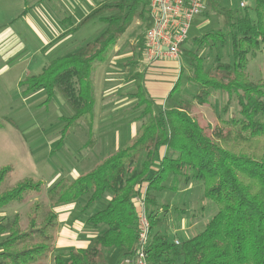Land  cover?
<instances>
[{"label":"trees","instance_id":"obj_1","mask_svg":"<svg viewBox=\"0 0 264 264\" xmlns=\"http://www.w3.org/2000/svg\"><path fill=\"white\" fill-rule=\"evenodd\" d=\"M205 3L206 10L222 15L224 28L195 36L190 44L197 50L213 48V64L206 68L205 59L195 48L182 46L187 68L179 69L165 97L169 102L182 94L184 76L192 87V99L163 104L154 112V101L142 84L143 75L135 74V95L139 96L140 89L144 95L135 106L140 109L135 119L141 120L135 137L76 178L58 179L46 190L47 208L34 202L25 223L18 212L6 222L0 219V234H5L0 240V264H36L49 257L52 264H107V253L113 249L121 251L118 261L122 263L137 245L138 216L133 199L141 186H145L149 221L148 264H264V77L253 81L246 68L249 58L264 52V0H254L252 14L245 4L239 3L244 10L236 12L218 0ZM95 19L105 24L97 36L54 57L39 74L18 82L23 95L43 90L47 103L58 92L70 108V115L60 116L56 147L80 120L84 119L91 132L96 65L107 59L135 19L144 23V30L137 34L132 47L135 51L144 48L145 31L151 25L147 0H105L67 31ZM226 45L231 48L232 61L222 59L220 50ZM218 93L226 97L224 114L232 102H236L237 110L215 123L201 124L192 113V105L209 104ZM94 142L89 138L84 145L92 147ZM13 171L11 165L1 167L0 183ZM169 175L172 180L167 185ZM181 182L185 188L193 182L201 183L200 208L206 201L215 206V211L199 232L177 239L175 232L169 236V214L178 206L170 209L157 194L165 188L174 191ZM42 189L41 180L18 182L0 193V211L10 202L22 200L25 193ZM81 197L86 201L79 211L87 215L86 226L97 233L84 248L58 249L53 243L57 227L53 208L79 203ZM104 197L105 206L91 211ZM41 209L45 212L39 222Z\"/></svg>","mask_w":264,"mask_h":264},{"label":"rangeland","instance_id":"obj_2","mask_svg":"<svg viewBox=\"0 0 264 264\" xmlns=\"http://www.w3.org/2000/svg\"><path fill=\"white\" fill-rule=\"evenodd\" d=\"M218 1L220 5L229 7L236 12L244 10L243 7L239 6V3L242 1L245 5H248L249 13H253L252 7L254 0ZM55 2L56 1L54 0H0V30L4 29L6 26H10V28L13 29L15 33H17L18 36L27 43L26 50L23 51V55H20V57L23 58L22 60H16L18 58L3 60L0 57V168L6 165L14 167V171L1 181L0 193L13 187L24 179L32 178L33 180H41L43 182V189L39 193L27 192L23 196L22 200L10 202L2 208L0 211V219L2 222L11 220L13 215L18 212L21 214L22 219L25 220V223L27 220V214L30 212L31 205L34 202H39L40 208H47L48 200L46 198V190L52 184L62 177L73 179L76 175L80 174L83 169H89L95 162L109 153L108 151L104 152L102 150L105 146L101 144V141L104 144V142L107 143V140L110 138L109 131L105 134L103 131L105 129L107 130L110 126L112 127V125L115 126L114 131L119 130L124 122V125L129 128L128 120L131 117L134 118L140 112L139 108L135 109L136 107L133 105L134 103H129L127 101L128 98L123 97V95L126 96L128 93L135 92L137 87L136 84L129 81V73H125L124 78H121V82L118 84L119 89L115 92L118 88L117 85L111 89L112 93L110 95L114 101V104H112L110 108L111 110L112 108L115 110L114 115H118L116 118L119 120L115 119L112 124V121L106 123L103 120L98 121L92 118L93 125L90 133L87 125H85L84 119L80 120L73 125V127H71V130L64 139L63 143L56 147L55 141L59 136V130L62 126L60 116L70 115V108L65 104L58 92H55V96H53L49 102L45 103L44 99L46 94L43 90L30 93L29 95H23V87L18 86V81L20 79L32 74L40 73L43 64L45 66L54 57L69 52L60 51L55 54L51 52L42 54L41 52H33L34 49V51L37 50L35 46L30 51L31 46L29 45H31V43L29 42V33L31 32L27 26L29 15L35 16L40 11L42 14L46 15L47 12L44 9L45 6H47V8L50 6V8L54 10L56 8ZM96 3L98 2H93L94 5ZM88 5H91V3L88 2ZM24 8H27L28 11L25 15H21ZM89 9V7L83 9L81 8L80 12L82 14H79L77 11L75 16L80 17V15H84ZM138 21L139 20L136 19L130 24L124 34H122V39L135 37L139 30H144V24L141 23L142 26L140 27ZM50 23H53V18L50 20ZM103 25L104 24L99 21H92L82 27L80 32L82 31L85 35V30H87L88 33L90 28H99ZM29 26L32 29V26ZM139 27L141 29H139ZM219 28H224L222 15L218 13L216 14L210 9H204L202 13H200L193 20L192 26L188 32L187 41L184 43L183 47L194 49L195 47L190 44V40L193 37L201 36L208 30H217ZM53 31H55V28H50L49 34H52ZM227 39H229L228 35ZM33 44L36 45L35 41H33ZM195 50L205 59L206 68L213 64L215 56L213 48L205 46L199 48L198 50L195 48ZM220 53L224 61H232L231 48L229 45L222 48ZM118 58L117 66L112 63L113 69L123 68L125 70V68L131 67L143 68L141 63L143 59L142 54H134L128 60H126L127 58ZM31 61L33 64L29 65L31 64ZM102 63L96 65L93 73V92L95 100L93 117L94 113H96V110H98V107L100 106L99 103H101L100 99H98L101 98L99 89H102L103 81L101 79L100 71L105 68L98 67ZM132 63L134 65H132ZM175 66L174 68H187V61L184 58L182 51L179 63ZM246 68L251 80L256 81L264 77V52L258 51L254 57L249 58ZM98 69L100 70L97 75L95 74V71ZM122 82L123 85H121ZM182 82V94L180 96L175 95L172 101L169 102H166L165 100L157 101L153 108L154 112H157L163 104L170 105L175 101L178 102V100L192 99V87L186 82L184 76L182 77ZM96 86H98V94L96 92ZM142 91L143 90L140 89L139 96L137 97L139 100L144 96ZM60 99L64 102V104L60 101ZM98 100L99 103L97 102ZM118 100L119 102H117ZM225 100L226 97L224 94H215L211 97L209 104L196 105L194 103V105H192V113L198 117V120L203 125L209 122L215 123L219 120V118L228 116L237 110L236 102H232L228 107L227 113L224 114L222 107ZM113 111L110 112L112 113ZM97 112H101V110H98ZM120 112H122V114ZM133 121L137 122L135 127L138 126V123H141V120L138 121L135 118ZM97 132L101 135L98 136ZM89 138L99 142V144L97 143L92 147L84 145ZM171 180V176L169 175L165 184L169 185ZM200 185L202 187L201 183L193 182L185 188V185L181 182L176 185V190L170 191L168 188H165L157 194L159 201L169 204L170 209L175 207V205L178 206L176 211H170L169 214L170 230L173 231L171 234V231L169 230V236H172L175 232L178 235L176 237L177 239L186 236L189 237L192 234L199 232L203 228L204 222L212 216V213L215 211L214 205L204 201L203 203H205V205L200 208L201 203L198 199L200 194L198 188ZM184 188L186 189L185 191H183ZM105 198L106 197L97 200L91 207V211H96L99 208L104 207L106 201ZM85 201L86 197H81L79 203L73 204L71 210L66 207V209H68L67 212H71V216L69 218L74 216L76 221L84 225H86L85 217L87 215L82 214L79 209ZM180 210L183 211L179 212ZM44 212L45 210L41 209L39 222L42 221ZM39 225H41V223ZM57 231L58 230L56 228V231L53 233L54 242L58 235ZM4 237L5 234H0V240ZM1 251L2 249L0 248V252ZM120 253L121 251L118 249L109 251L107 253V264H123V261L122 263H119L118 261ZM36 264H52V261L49 257Z\"/></svg>","mask_w":264,"mask_h":264},{"label":"crops","instance_id":"obj_3","mask_svg":"<svg viewBox=\"0 0 264 264\" xmlns=\"http://www.w3.org/2000/svg\"><path fill=\"white\" fill-rule=\"evenodd\" d=\"M54 1H56L55 2L56 8L54 10L50 8V6H48V8L47 6H45L44 9L47 12L46 15L42 14L41 11L39 12L41 15L39 13L35 16L29 15L27 26L29 27V31L31 32L29 33V42L31 43V45H29L31 46L30 51L34 48V46L37 48V50L34 51L35 50L34 49L33 52H41L42 54L49 53V52L55 54L56 52H60V51H64V52L71 51L85 44L89 40H92L95 36H97L105 28V24L99 28L92 27L90 28L88 33H87V30H85L86 33L84 35L82 31L80 32V29H82V27L87 25L89 23L88 22L87 24L79 27L75 31H67L72 26H75L82 17H84L89 11H91L94 7H96L100 2L105 1V0H54ZM96 1L98 3L94 5L93 2H96ZM88 2H90L91 5H88ZM88 7L90 9L86 11L84 15H80V17L75 16L77 11L79 14H82L80 12L81 8L83 9V8H88ZM27 11L28 9L24 13V15L27 13ZM52 18H53V23H50V20ZM92 21L98 22V20L96 19ZM138 22H139L140 27L142 26V24H144L141 20H139ZM29 25L32 26V29L30 28ZM140 27L139 29H141ZM50 28H55V31H53L52 34H49ZM137 34L135 35V37H131L130 39L129 38L122 39L121 38L122 35H121L117 39V42L114 45L113 49L111 50L107 59L101 64L102 66L100 65L98 67V68L100 67L105 68L104 70L102 69V71H100L101 79L103 81H102V89H99L101 98H98V99H100L101 103H99V100L97 101L100 105L98 107V110H101V112H97L98 110H96V113H94V117H93L94 119L98 121L103 120L106 123L112 121V124H113L115 119L119 120L118 118H116L118 117V115L116 116L114 115L115 110L113 108L111 110L110 108V106L114 104V101L110 95L112 93L111 89L116 87L121 82L120 79L124 78L125 73L127 74L129 73L128 75L129 81L136 84V86L138 83H137L135 74L143 75L142 76L143 87L145 88L146 92H148L150 98L154 101V105L159 100H163V101L165 100V97L167 96L169 90L172 88L176 78L179 75L180 68H174V66L177 63H179V61L174 60L172 58H163V59L155 61L153 64H147L146 61L144 60L143 48H140L139 51H135L132 47V45L137 39L136 38ZM30 39L32 42L30 41ZM33 41H35L36 45L33 44ZM0 42H1L0 57L3 60L4 59H14V58H18L16 60L23 59L20 57V55H23V51L26 50L27 43L26 41H23L18 36V34L15 33L13 29L10 28V26H6L4 29L0 30ZM137 53L142 54L143 59L141 63L143 65V68H132L131 67V68H125V70L123 68L113 69L112 63L113 65L117 66L118 65L117 60L119 59L118 57H121L120 59L127 58L126 60H128L134 54H137ZM32 64L33 63L31 61V64L29 65H32ZM132 65L134 64L132 63ZM43 66L44 64L41 67L42 70L44 68ZM99 70L100 69L96 70L95 74L98 75ZM121 85H123V82ZM97 87L98 86H96V90H97L96 92L98 94ZM118 89H119V85H118V88L115 90V92ZM137 91H138V86L136 87L135 92L128 93L126 94V96L123 95V97H126L128 99L130 98L131 100L127 99V101L131 104L134 103L133 104L134 106L137 105L138 98H137V95H135ZM60 101L64 104V102L61 99ZM117 102H119V100ZM110 111H113V112L111 113ZM120 113L122 114V112ZM134 118L131 117L128 120L129 128L124 125L125 123L124 122L121 125L119 130L114 131L115 126L112 125V127L110 126L107 130L105 129L103 131L104 134L109 131V135H110V138L107 140V143L104 142L103 144V142L101 141V144L105 146L102 149L104 152L108 151L109 153H111L114 150H116L118 147H120L121 145L127 143L128 140L135 137V135L139 131L141 123H138V126L135 127V124L137 122L133 121ZM100 135L101 134L98 133V136ZM97 143L99 144V142L95 141L93 146H95V144ZM100 160L101 159H99L98 161ZM97 162H95L94 165ZM92 167H90L89 169H91ZM89 169H83L80 172V174ZM78 175H76L74 178H76ZM73 204H75V202L57 205L53 208L55 214L57 215V218H56L57 227L56 228L58 230L57 231L58 235L55 239L54 246L58 249L84 248L87 246L90 238L97 233L96 229L91 228V227L89 228L88 226L76 221L74 216L69 218L71 216L70 215L71 212H67V210L68 209L71 210L73 207ZM66 207H68V209H66Z\"/></svg>","mask_w":264,"mask_h":264},{"label":"built area","instance_id":"obj_4","mask_svg":"<svg viewBox=\"0 0 264 264\" xmlns=\"http://www.w3.org/2000/svg\"><path fill=\"white\" fill-rule=\"evenodd\" d=\"M206 0H147L151 25L145 31L144 60L147 64L163 58L179 61L192 22L205 9ZM244 6V2H240ZM134 197L137 209V245L123 264H148L146 243L149 221L145 210L144 188ZM178 243V240H175Z\"/></svg>","mask_w":264,"mask_h":264}]
</instances>
